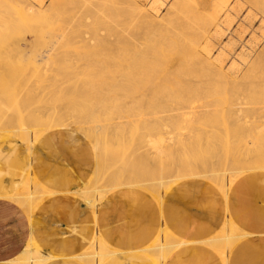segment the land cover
Returning a JSON list of instances; mask_svg holds the SVG:
<instances>
[{
	"label": "rangeland",
	"instance_id": "obj_1",
	"mask_svg": "<svg viewBox=\"0 0 264 264\" xmlns=\"http://www.w3.org/2000/svg\"><path fill=\"white\" fill-rule=\"evenodd\" d=\"M51 1L0 0V131L19 137L24 148L33 147L46 131L67 128L65 122L78 120L96 107L98 121L89 130L79 132L92 148L97 147L93 149L95 160L103 156L104 168L96 166L99 173L93 175V167L90 176L77 189L86 191L90 197L92 189L99 188L96 199H83L91 209L116 189L107 191L112 181L118 184L117 188L139 187L128 183L158 176L159 166L167 162L159 164L153 157H146V153L160 150L161 138L176 148L173 144L176 131L157 118L155 106L150 103L163 91L164 85L178 84L176 89L167 91L177 94L175 102L169 105L173 113L193 110L203 116L191 123V128L197 135L198 154L204 159L210 156L211 168L221 169L226 162L228 166L238 167L240 162L250 164L253 159H264V55L259 56L264 50V14L253 6V0H227L216 19L208 14L214 12L211 0H188V14L182 10V0H132L140 13L117 0L88 1L107 6L108 17L93 7L86 10L81 0H57V13L47 19L43 13ZM49 26L56 27L58 35L68 33L69 38L45 69L38 62L50 52L55 41L49 36ZM126 31L133 32V38L128 39ZM41 33L45 35L43 44L39 41ZM164 37L177 40L180 51L176 57L181 65L178 73L148 71L146 66L131 62L132 53L144 45L158 46ZM189 38L198 42L200 56L237 82L219 83L217 78H210L211 73L201 69L195 58L185 68L181 64L185 58L182 52ZM158 56L159 53L149 52L145 60L158 63L162 58ZM149 74L152 80L157 79L151 88ZM238 96L244 99L241 111L236 114L231 107ZM208 102L212 103V110L204 116L200 109ZM49 110L48 115L42 114ZM220 125H229V128L212 129ZM31 126L35 127L34 135ZM93 126L106 134L110 150L103 152L98 145L97 135L91 132ZM213 135L217 137L216 142ZM234 154L239 155L236 162ZM199 155L197 158L207 164V159ZM30 184L26 182L16 196L21 199L15 202L23 208L28 206L25 200ZM37 189L29 203L32 209L47 194L42 188ZM22 200L24 204H20ZM217 219L220 221L224 216ZM231 228L234 233L245 232L236 229L234 224ZM165 233L170 234L173 243L174 236L169 231L164 230L160 236ZM29 244L38 252L33 241ZM166 244L161 255L156 253L158 259L175 248L170 250L172 244ZM42 257L48 258L45 254Z\"/></svg>",
	"mask_w": 264,
	"mask_h": 264
},
{
	"label": "crops",
	"instance_id": "obj_2",
	"mask_svg": "<svg viewBox=\"0 0 264 264\" xmlns=\"http://www.w3.org/2000/svg\"><path fill=\"white\" fill-rule=\"evenodd\" d=\"M24 147L19 137L0 131V264H14L10 260L30 241L48 257L41 264H86L80 256L97 233L112 249L103 264H156L144 250L154 245L157 232L167 230L181 241L207 238L220 228L213 217L228 210L236 229L252 234L236 242L227 262L216 249L198 242L179 244L157 264H264V169L240 176L255 185L257 194L230 193L227 200L215 183L184 178L161 200L138 186H123L92 210L76 193L95 164L92 145L81 133L53 128L28 154ZM29 176L47 193L34 209L15 202Z\"/></svg>",
	"mask_w": 264,
	"mask_h": 264
},
{
	"label": "bare ground",
	"instance_id": "obj_3",
	"mask_svg": "<svg viewBox=\"0 0 264 264\" xmlns=\"http://www.w3.org/2000/svg\"><path fill=\"white\" fill-rule=\"evenodd\" d=\"M81 1H83V3H84L83 5L85 6L86 10L90 9V7H93L97 11H102L101 13H102L103 17H108L109 16V13L106 11L108 9L107 6L103 7L101 5H98L97 3H94L95 0H94V2L93 1L92 2H88L90 0H81ZM86 1H87V5H85ZM117 1L120 2V3L126 4L131 9L133 8L134 12L140 13V9L136 6V4L132 0H117ZM211 1L214 2L213 6H212L214 8V12L210 11V13H208V14L214 16L212 19H216L215 17L218 16V13L223 9V7L226 5V3L229 0L228 1L227 0H211ZM252 2H253V6L256 9L260 10L264 14V0H253ZM58 6L59 5H58L57 0H52L49 3V5L47 6V8L45 9V11L43 13V16L48 19V16L50 17V16L56 14ZM182 7H183L182 10L188 14L189 13L188 0H182ZM168 13H170V11H168ZM176 14H178V13H176ZM209 15H208V17H209ZM212 16H210V17H212ZM50 21H52V20H50ZM200 22L202 23L203 21L200 20ZM201 23H200V25H201ZM48 28H49L48 29V33H49L50 38L52 40H55V41L52 42V45H51L52 47L50 49V52L45 57L40 59V61L38 62L39 64L44 65L43 67L45 69H47L54 62L53 58L55 56H57L61 52V50L64 48L63 46L65 45L66 41L69 38V34L66 33V32H63L61 35H58L57 33H58L59 30L56 27H52L51 28V26H49ZM120 33L122 35L124 32H120ZM125 33H126V37L128 39L133 38V36H134L133 32L126 31ZM44 40H45V35L43 33L39 34L40 43L43 44ZM82 41H84V38H82ZM84 42H86V41H84ZM185 45H186L185 46V50L182 52V55H184L185 58H184V60L181 61V64L185 68L187 67L188 64H190L189 63L190 60L195 58V59L198 60L196 64L201 69H207L208 72L211 73L210 74V78H212V79L213 78H217L219 83L220 82L221 83H228V84L229 83H231V84L233 83V85H234V83L237 82V80L231 79L228 75L220 73L218 70H216V66L214 65V63H211V62H209L207 60V58H204V57L200 56L201 49L198 47V42L195 39L189 38L187 40V42L185 43ZM178 51H180V50H179V46H178L177 40H170L169 37H164L162 44H160L158 46L157 45H155V46H150L149 45L148 47L146 45H144V47L141 48V49H138L136 53H132V55L130 56V60H131L132 63L138 64L141 67L142 66H146L148 71H150V70L153 71V70H157L158 69L159 71H162L163 73H165L167 71L178 73V71L180 69V66H181L180 63L178 62V58L176 57ZM149 52H155L157 54L159 53L160 57L159 56L158 57L159 58L162 57V58L158 61V63H152V62H150L148 60H145V57H147ZM262 55H264V50H262L260 52V54H259V56H262ZM263 62H264V60H263ZM155 64H157V65H155ZM35 65H37V64H35ZM23 69H26V68H23ZM148 77L150 78V81H148L149 84L148 83L147 84L151 88V87H153V85L155 86V84L157 83L156 82L157 79L155 78V79L152 80V76L150 74L148 75ZM242 78H243V75L239 79L242 80ZM177 86H178L177 83L171 84L169 86L168 85H164L162 87L163 91L158 93V94H156L154 100L150 101V103L155 106V112L154 113L156 114L157 118H160L162 121L165 122V124L169 125L170 127H172V129L174 131H176V139L174 138V141H173L174 142L173 144L176 145V148H172L171 144L166 143L165 140L163 138H161V141L163 143V147L160 150H158V151L146 153L147 154L146 157H149V156H151L150 158L153 157L155 160L158 161L157 163H159V164H162V162L164 160H165L164 162H167L165 165L162 164V165L159 166L160 169H161V172L158 174V176L156 178L153 177V178H149V179H143V180L141 179V180H138L137 182L128 183V185L129 184H135V185H140L143 188H146L144 190H146V191L148 190L150 193H152L153 197L156 198L157 201L162 199L163 195L167 192V190L170 187H172V184L174 182H176L177 180L178 181L182 180L184 178H190V179L198 178V179H204V180L211 181V182L215 183L219 187V189L222 191V193L224 194V196L226 197L227 200H228V197H229L230 193H236V194H241V195L257 194V191H256V189L254 187L255 185L253 186L251 181H243V179H241L240 176L242 177L248 171H252V170H256V169H264V159H262V157H261V160L253 159V161H251L252 163H250V164L241 163L240 162L239 164H237L238 167H236V166L233 167L230 164H229L230 166H228V164H227L228 162H226L224 164V166H222V164H221L222 167H220V168L222 170L218 168L219 166L216 169H214L213 167L211 168V163L209 162L210 156H208L207 158L205 157V159H207V164H205L204 161H203V163L205 165L202 163V160L200 161L197 158V156L199 155L198 153L200 151H198V149L196 148L197 135H195L194 132L192 131V128H191L192 124L191 123L195 122V120H199L200 117L202 119L203 116L202 115H200V116L196 115L193 112V110H179L178 111V115H176L175 113L172 112V110H171L169 105L175 102V99H176L175 97H176L177 94L169 93L170 92L169 90H174V89L177 88ZM192 90H195V89H192ZM167 91H169V92H167ZM245 98H246V95H245ZM243 99H244V96L243 97L242 96H238L236 98V101H234V104L231 107V108H233V112H236V114H238L241 111V109H242ZM228 100L230 101V98ZM228 100H227V102H228ZM216 101H218V100H216ZM223 101L226 102L225 99ZM218 106L219 105H217V107ZM226 106H227V103H226ZM217 107H215V109ZM211 110H212V103H210V102L206 103V105H204L200 109V111L202 112V114H204V116H207V114L210 113ZM95 111H96V107H92L86 116H82L80 119L75 120V121L70 122V123L65 122L67 128H70L71 130L77 131V132H81V131H84L86 129L89 130L91 128L90 125H92V124H94V123H96L98 121V118L95 117ZM50 112L51 111L49 110V111L42 112V114L43 115H48ZM217 115H218V113H217ZM206 118L208 119V117H206ZM209 125H212V124H209ZM214 125L217 126L216 124H214ZM211 128H212V126H211ZM218 128L228 129L229 125H224V126L220 125V127H216V128L213 127L212 129H218ZM30 130H31V134L34 135L35 134V127L31 126ZM182 131L185 132V133L182 134ZM91 132H94L97 135L96 138H97L98 145H100V147L103 150V152L106 149H109L108 140H107L106 134H104L102 132V130H100L99 127L93 126ZM178 135H181L182 137H180V136L178 137ZM213 136H215V138H213V142H216L217 137H216V135H213ZM109 144H110V142H109ZM32 148L33 147L29 145V147H26L24 149L27 151V154H28V152H31ZM95 148H97V147L94 146L93 149H95ZM195 148L197 149L198 152L196 151ZM87 149H89V148H87ZM176 153H178L177 154L178 158L176 157L177 156ZM194 153H196L197 155H195ZM205 154H209V153L205 152ZM200 155L203 156L201 153H200ZM200 155H199V157L203 158ZM261 155H263V154H261ZM238 157H239L238 154H234L233 160H235V162H236V160H238ZM24 159H25V157H24ZM102 159H103V156L101 157V159L95 160V165H94V169H93V173H92L93 175L99 173V170L95 169L96 166L97 167H103ZM223 161L225 162V160H223ZM235 162H234V164L236 165ZM198 163H200V164H198ZM150 164H154V162L153 163L150 162ZM29 171H30V169H29ZM147 171H149V169ZM31 172H32V170L30 171V173ZM58 177H60V176H58ZM30 178H33L32 179L33 182L31 183L32 185L30 184V181H29ZM131 179H133V178H131ZM26 182H27V184L28 183L30 184L28 189H26L27 190L26 194H27V198L28 199L25 200V198H24V200L26 202L22 200V202H20V204L21 203L24 204V202H25V205L28 204L27 207H29L30 206L29 203L31 202V199H32L31 197L33 196V194L36 193L35 191L38 190L37 188L40 187L44 191H46V190H45L44 186L39 181L36 180V178L34 176H29L27 178ZM117 186H118V184H116L114 181H112L107 186V191H110L111 189L117 188ZM188 189H190V188L187 187L186 190H188ZM98 192H99V188L92 189V192H90L91 196L87 197L86 191H83V190H77L76 191L77 195H79L82 199H88V198L96 199ZM48 193H50V191H48ZM39 195H41V193ZM22 196H23V194H22ZM34 197H36V196H34ZM34 197H33V200H34ZM19 199H21V197ZM212 199H213V197H212ZM16 200H17V198H16ZM179 200H181V199H179ZM39 201H40V199H39ZM98 203H99V201H98ZM33 205L35 206L34 203H33ZM180 205H182V204L180 203ZM94 209L95 208H93L92 210H94ZM165 209H166V207H165ZM196 213H198V212H196ZM218 215L219 216H224V219H221L219 221L217 219L218 216H214L213 215L214 216L213 217V223L214 224H219L220 228H219V230L216 233H214L210 237L202 238V239H199V240L192 239V240H185V241H181V239L180 240L179 239L178 240H176V239L174 240V237H173V243H171L170 240H172V237L170 236L169 233L162 234L163 235L162 239L165 240V241H162L160 239V232H157L156 239L154 240V245H151V247L149 245V248L147 247V249H145L144 251L151 258H153V260L157 264V263H160V261L162 259L161 258L158 259L157 258L158 255L156 253L159 252V254H160V252H162L163 248L166 247V245H168L166 243L172 244L171 248H170V250H172L174 247L178 246L179 244H189V243L192 244V243L200 242V243H206L207 246L210 245L211 247H213V249H216V251L221 255L223 261L227 262V257L229 255L230 251L232 250V248L235 249L237 247L236 242L240 238L247 237V236L251 235L252 233L246 232V231L242 232V234L238 233L237 231H235V233H234L232 231L233 229L231 228V225H233V223H232L233 219L231 218L229 210H228V212H223V213H220ZM100 216H102V215H100ZM194 217H197V216H194ZM152 223H154V222H152ZM106 225H107V222H106ZM195 225L197 226V224H195ZM228 228H231V229H229V230H231V232L228 231ZM96 231H97V229H96ZM206 233H208V232H206ZM237 233H238V235H237ZM158 234H159V236H158ZM151 244H153V242ZM168 248H169V246H168ZM111 252H112V249L108 246L107 242H105L103 240L102 236L99 233H97L94 236V239H93L92 243L90 244V247H89L88 251L83 253L80 256V258L86 264H103L104 260L107 258V256ZM168 254H166V255L164 254L163 255L164 258ZM191 254H192V252H191ZM42 255H43V253L41 251L38 253L28 243V244H26L24 249H22L21 252L18 254V257L15 258V259H11L10 262L12 261L14 264H41L43 261H45L43 259ZM200 255L201 254L197 253L196 257L200 256Z\"/></svg>",
	"mask_w": 264,
	"mask_h": 264
}]
</instances>
